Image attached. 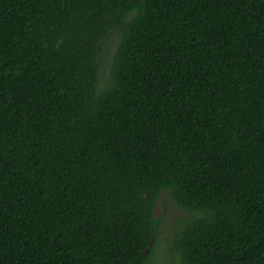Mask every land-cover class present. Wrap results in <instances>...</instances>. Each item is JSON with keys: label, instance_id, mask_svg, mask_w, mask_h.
<instances>
[{"label": "trees", "instance_id": "16d2710c", "mask_svg": "<svg viewBox=\"0 0 264 264\" xmlns=\"http://www.w3.org/2000/svg\"><path fill=\"white\" fill-rule=\"evenodd\" d=\"M164 191L178 264H264V0H0V264H152Z\"/></svg>", "mask_w": 264, "mask_h": 264}, {"label": "rangeland", "instance_id": "374dc122", "mask_svg": "<svg viewBox=\"0 0 264 264\" xmlns=\"http://www.w3.org/2000/svg\"><path fill=\"white\" fill-rule=\"evenodd\" d=\"M119 41L117 33L110 34L102 43L101 53L98 57L99 83L98 89H102L108 81L113 55ZM155 215L159 220L158 235L153 246L152 264H178L170 250V242L174 227L181 224L182 220L190 216L189 213L178 208L167 198L164 191L155 206Z\"/></svg>", "mask_w": 264, "mask_h": 264}]
</instances>
